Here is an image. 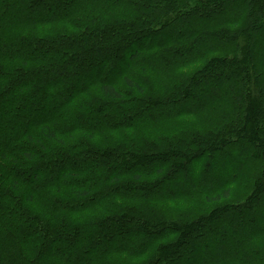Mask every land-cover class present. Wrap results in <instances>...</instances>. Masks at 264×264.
<instances>
[{
  "label": "trees",
  "instance_id": "1",
  "mask_svg": "<svg viewBox=\"0 0 264 264\" xmlns=\"http://www.w3.org/2000/svg\"><path fill=\"white\" fill-rule=\"evenodd\" d=\"M262 212L264 0H0V264H264Z\"/></svg>",
  "mask_w": 264,
  "mask_h": 264
},
{
  "label": "rangeland",
  "instance_id": "2",
  "mask_svg": "<svg viewBox=\"0 0 264 264\" xmlns=\"http://www.w3.org/2000/svg\"><path fill=\"white\" fill-rule=\"evenodd\" d=\"M116 72L114 71L111 75H113V74H115ZM239 191H241V190H239ZM239 191H237L236 193L238 194L239 193ZM235 193V194H236ZM262 216H264V212H262V214H261Z\"/></svg>",
  "mask_w": 264,
  "mask_h": 264
}]
</instances>
